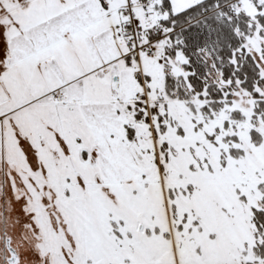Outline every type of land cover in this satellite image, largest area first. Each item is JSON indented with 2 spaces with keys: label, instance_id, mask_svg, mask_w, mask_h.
Returning <instances> with one entry per match:
<instances>
[{
  "label": "snow or ice",
  "instance_id": "obj_1",
  "mask_svg": "<svg viewBox=\"0 0 264 264\" xmlns=\"http://www.w3.org/2000/svg\"><path fill=\"white\" fill-rule=\"evenodd\" d=\"M0 264H264V0H0Z\"/></svg>",
  "mask_w": 264,
  "mask_h": 264
}]
</instances>
